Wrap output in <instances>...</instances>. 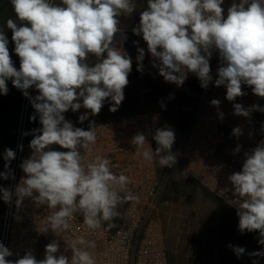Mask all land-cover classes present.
Here are the masks:
<instances>
[{"label":"clouds","instance_id":"9594fccd","mask_svg":"<svg viewBox=\"0 0 264 264\" xmlns=\"http://www.w3.org/2000/svg\"><path fill=\"white\" fill-rule=\"evenodd\" d=\"M223 3L224 0H147V8L140 13L133 32L146 42L153 67L166 82L182 86L191 72L206 89L213 81L210 59L218 50L221 66L214 84L226 87V99L235 101L244 96L242 83L250 86L256 96L264 97V0L233 2L226 17ZM11 5L20 23L9 18L6 27L12 31L20 67L17 70L14 66L9 40L0 28V94L7 95L6 81L11 80L30 98L42 127L32 130V154L20 165L25 176L14 191L0 187V199L7 204L15 196V205L20 208L26 198H31L38 205L58 209L48 217L50 227L41 231L51 229L57 236L71 228L76 212L82 214L90 230L100 229L102 222H109V229L116 227L113 221L121 215L118 208L137 199L129 188L130 178L113 171L108 158L95 156L86 163V154L93 152L97 141L95 122H89L88 130L74 127L64 113L70 109L77 112L82 107L90 110L79 115L83 123L89 115H98L106 101H110L109 111L118 110L125 99L132 58L117 46L116 33L120 31L119 17L130 16L136 5L133 0H61L60 5L53 0H11ZM137 52V71L143 73L145 50L138 47ZM89 54L97 58L92 66L86 62ZM33 86L39 94L30 97L27 90ZM210 103L219 108L221 102L213 99ZM233 108L234 115L243 117L253 111L264 112V107L256 104L245 108L234 103ZM219 118H224L222 112ZM30 119L34 121L36 115ZM231 134L238 138L243 132L238 126ZM153 139L158 146L155 151L151 147L144 150L143 158L152 161L158 157L161 167H173L174 130L158 128ZM131 143L139 154L147 143L146 135L137 133ZM51 145L67 151L54 150ZM19 147L22 150L23 146ZM240 150L237 145L234 154ZM15 157L12 149H5V172H0L5 180L14 179L9 165ZM228 179L238 197L230 201L239 218L238 231L258 232V244L264 245V141L250 154L245 153L242 170ZM59 247L53 240L45 246L43 260L38 261L29 251L12 261L6 257L13 253L0 243V264H96L88 250L95 248V243L83 236L67 246L72 252L70 257L56 255ZM228 247L237 258L246 253L243 247ZM248 255L264 257V249ZM253 264H259V260H253Z\"/></svg>","mask_w":264,"mask_h":264},{"label":"built area","instance_id":"2783aa9c","mask_svg":"<svg viewBox=\"0 0 264 264\" xmlns=\"http://www.w3.org/2000/svg\"><path fill=\"white\" fill-rule=\"evenodd\" d=\"M233 2L239 3V0H224L221 5L225 17ZM216 72L209 86L197 92V107L173 153L176 155V163H183L184 172L190 180L236 212L230 201L238 197L233 194V186L228 177L234 172H240L245 153L250 154L264 141V122L259 111L251 112L248 117L234 115L233 104L240 103L245 108L254 104L261 106V99L252 92L250 86L242 83V91L246 94L237 97L235 101H228L226 87L214 84ZM213 99L221 102L219 108L210 103ZM220 112L224 114L222 120L219 118ZM25 119L26 109L23 106L13 148L16 157L11 161L10 168L14 179H8L7 183V188L13 191L25 176L21 163L32 154L29 147L31 140L25 137ZM95 126L97 141L93 145V152L86 154L85 162L95 156L108 158L113 171L130 178L129 188L137 199L118 208L121 215L113 221L116 227L109 229V222H102L100 229L90 230L84 224L82 214L76 212L70 221L71 228L57 236L51 229L41 231L50 227L48 217L58 209L38 205L31 198H26L21 207L17 208L16 197L13 196L11 203H5L0 231V243L13 253L6 259L15 261L31 251L38 261L43 260L45 246L53 240L60 246L56 255L63 253L70 257L72 252L67 246L70 247L73 240L83 236L95 243V248L88 250L93 254L96 264H170L166 227L158 212L162 188L158 157L147 161L142 155L144 150L151 147L155 151L157 147L153 139L156 130L152 116L147 111L131 112L97 121ZM238 126L243 134L237 138L231 133ZM80 128L88 130L89 124ZM137 133L145 134L147 141L139 154L136 146L131 143ZM20 145L23 146L22 150ZM237 145L241 146V150L234 154ZM50 147L67 151L59 145ZM81 152L83 154V149Z\"/></svg>","mask_w":264,"mask_h":264},{"label":"rangeland","instance_id":"374dc122","mask_svg":"<svg viewBox=\"0 0 264 264\" xmlns=\"http://www.w3.org/2000/svg\"><path fill=\"white\" fill-rule=\"evenodd\" d=\"M3 0H0V3ZM60 5L61 0H53ZM136 10L129 16L123 14L119 17V30L116 33L117 46L124 50L132 58V71L129 73L128 85L124 88L125 99L121 102L115 112L109 111L110 101H106L98 115H89V119L80 123L79 115L90 110L83 107L77 112L71 109L64 113L66 120L70 121L74 127H82L89 124L90 121H101L111 119L110 117L127 114L131 112L147 111L152 116L155 130L160 128H171L175 132V142L172 146V152L179 141L184 136L189 126L193 112L197 107V92L202 87L195 74L188 72L187 78L182 86L175 83L166 82L159 75V70L153 67V58L147 50V44L142 36L134 34L135 28L140 21V13L147 8V0H133ZM132 43V40H135ZM145 50V57L142 61L143 73L137 71L136 56L137 48ZM106 55V54H105ZM87 63L90 66L97 62L94 55L89 54ZM159 63V61H156ZM221 63L218 50L213 51L210 59L211 74L217 70ZM30 97L38 95V90L33 86L27 90ZM261 107H264V97H260ZM162 104L164 107H162ZM23 106L26 109V139L32 140V130L41 128L39 116L32 107L29 97L23 95L15 119L12 114L3 112L0 118V172H5V149L14 148L17 129L20 122ZM36 115L33 121L30 119ZM259 116L264 122V112L259 111ZM158 146V145H157ZM159 166V176L162 182V188L158 203V212L164 220L167 235V246L169 251L170 264H222L224 262L239 263L238 258L233 260L224 252V242L221 240L219 246H215L210 241H197L192 235L195 233H207L210 230L206 228L207 220L215 221L220 227L215 231H225L222 224L226 219H231L226 215L227 207L214 196L190 180L185 172L182 162H177L173 167ZM11 168V162L9 165ZM7 181L0 177V187L7 188ZM5 202L0 199V231ZM255 238V246L258 251L264 249V245L258 244V232H250ZM193 238V239H192ZM220 241V240H219ZM192 246L198 248L201 253L197 256L190 254ZM214 249L215 255L209 254ZM259 264H264V257L257 258Z\"/></svg>","mask_w":264,"mask_h":264},{"label":"crops","instance_id":"0c3cea01","mask_svg":"<svg viewBox=\"0 0 264 264\" xmlns=\"http://www.w3.org/2000/svg\"><path fill=\"white\" fill-rule=\"evenodd\" d=\"M9 18L13 19L17 23H20V21L17 19L14 13V9L11 5V0H3L0 3V28L4 29V33L9 40V44H8L9 54L13 61L14 66L17 68V70H19L20 58L14 52L15 44L14 41H12L11 39L12 31L10 29H7L6 27V21ZM6 85L8 87L7 95L0 94V118L3 112L6 111L9 114L11 113L15 119V114L17 113L18 105L23 97V93L21 90L13 86L11 80L6 81ZM114 117H110V118H114ZM0 151H1V140H0ZM4 208H5V204H4ZM3 215H4V210H3ZM226 215L230 216L231 219H226L222 224V227L226 228L225 231L216 232L215 229L220 227V224L219 223L217 224V222L215 221L207 220L205 226L210 231L201 234L195 233L192 235V237L194 236L193 238L197 241H210L215 246H219V242H221L222 240L224 242L223 243L224 244L223 246L225 248L224 252H226V254L229 257H232L233 260H236L237 256L234 253V251L228 247L229 244L233 246L243 247L246 249V253L242 255L240 258H238L237 261L240 260L239 263H234V261L231 263L228 261L222 264H253V260H256L257 257L250 256L248 255V253L258 251L254 242L255 238L251 236L250 232H245L244 234H241L238 231L239 218L237 217L236 212L227 208ZM2 220H3V216H2ZM1 226H2V222H1ZM208 252L209 254L215 255V251L213 248L211 249V252L210 251ZM189 253L192 254L193 256H197L199 253H201V251L198 248L192 246Z\"/></svg>","mask_w":264,"mask_h":264},{"label":"water","instance_id":"95a60500","mask_svg":"<svg viewBox=\"0 0 264 264\" xmlns=\"http://www.w3.org/2000/svg\"><path fill=\"white\" fill-rule=\"evenodd\" d=\"M136 42V39L135 40H132V43Z\"/></svg>","mask_w":264,"mask_h":264},{"label":"trees","instance_id":"16d2710c","mask_svg":"<svg viewBox=\"0 0 264 264\" xmlns=\"http://www.w3.org/2000/svg\"><path fill=\"white\" fill-rule=\"evenodd\" d=\"M202 188V187H201ZM205 190V189H204ZM206 191V190H205ZM208 192V191H207ZM209 193V192H208ZM210 194V193H209ZM211 195V194H210ZM213 196V195H212Z\"/></svg>","mask_w":264,"mask_h":264}]
</instances>
